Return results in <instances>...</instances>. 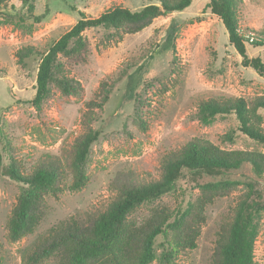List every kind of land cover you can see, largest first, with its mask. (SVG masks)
<instances>
[{
	"label": "rangeland",
	"instance_id": "374dc122",
	"mask_svg": "<svg viewBox=\"0 0 264 264\" xmlns=\"http://www.w3.org/2000/svg\"><path fill=\"white\" fill-rule=\"evenodd\" d=\"M33 12L15 0L3 8L0 16V147L3 165L9 163L8 147L25 171L31 172L49 157L63 162L65 190L57 197L44 195L46 215L32 234L12 241L8 237L9 220L23 183L0 173V264H27V256L38 240L60 222L104 212L117 195L121 182L159 180L161 161L187 142L201 139L224 151L264 153L258 144L237 130L234 115L218 116L208 125L197 119L198 104L210 98L251 99L264 95V79L242 66V58L229 45L222 23L204 8L207 0H194L183 12L159 17L143 31L124 35L114 42V32L104 28L87 29L85 62L60 57L63 74L81 82V96H64L51 85V95L37 110L32 100L42 55L81 18L98 17L113 6L132 11L151 4L149 0H31ZM237 12L240 31L264 35V0H241ZM155 3V2H153ZM33 15V18L29 15ZM41 17L36 21L35 18ZM33 47L36 54L19 64L16 53ZM250 57L264 60V47L248 48ZM122 74L121 79L118 77ZM109 84V101L97 110L93 128L100 132L91 146L85 166L88 182L81 190L68 187L74 180L70 161L72 146L82 131L85 103L94 98L102 82ZM133 82V83H132ZM131 86H135L131 92ZM264 129V110L258 112ZM257 119V118H256ZM232 135L233 141L227 136ZM244 173L250 174L246 168ZM240 174L238 173L237 176ZM244 188L231 189L207 207L206 223L194 250L179 253L169 264H210L217 235L236 206ZM201 196V189L189 178H181L173 192L153 204L140 206L129 220L140 225L151 211L165 206L171 211L186 209ZM164 239H156L160 262ZM254 264H264V214L255 242ZM38 264H58L53 257Z\"/></svg>",
	"mask_w": 264,
	"mask_h": 264
},
{
	"label": "trees",
	"instance_id": "16d2710c",
	"mask_svg": "<svg viewBox=\"0 0 264 264\" xmlns=\"http://www.w3.org/2000/svg\"><path fill=\"white\" fill-rule=\"evenodd\" d=\"M10 0H0V16ZM33 12L31 0H15ZM151 4L132 11L123 6H113L98 17L81 13L78 22L42 55L37 78L33 106L41 110L51 95V85L64 96H81L84 88L78 80L63 74L60 57L85 62L88 43L83 37L87 29L104 28L114 32V42L124 35L137 34L148 28L155 19L190 8L194 0H149ZM155 2V3H153ZM241 0H207L204 11L218 19L228 35L229 45L242 58V66L251 69L264 79V60L250 57L248 48L264 47V35L244 34L240 31L237 12ZM33 18V15H29ZM36 21L41 17L35 18ZM36 54L33 47L16 53L19 64ZM122 74L118 77L120 80ZM133 83V82H132ZM105 81L100 84L93 99L85 103L81 117V135L73 143L71 169L74 175L70 190L86 187L88 177L85 166L91 146L99 139L100 132L93 128L97 110L109 101L111 90ZM131 92L135 86H131ZM264 110V95L251 99L243 97L201 100L197 119L211 124L218 116L234 115L237 130L258 144L264 145V129L258 121V112ZM257 118V119H256ZM260 118V117H259ZM227 138L233 141V136ZM9 163L3 165V149L0 147V173L27 186L15 205L9 220L8 237L18 241L32 234L46 215L44 195L57 197L65 190L66 177L63 162L49 157L37 164L31 172L8 147ZM248 168L250 174L244 173ZM159 180L137 182L133 179L121 182L117 195L104 212L89 216L85 222L70 218L60 222L38 240L28 254L27 264H38L42 258L53 257L58 264H153L158 258L156 239L162 236L165 250L161 263L169 264L179 253L194 250L206 223L207 207L216 198L242 186L243 194L229 218L222 223L217 235L215 252L210 264H254L255 242L260 231V219L264 214V153L248 151H224L209 141L195 139L177 151L167 153L161 161ZM240 174L237 176V174ZM181 178H189L201 189V196L189 202L186 209L171 211L165 206L156 207L142 224L129 218L140 206L153 204L173 192Z\"/></svg>",
	"mask_w": 264,
	"mask_h": 264
}]
</instances>
